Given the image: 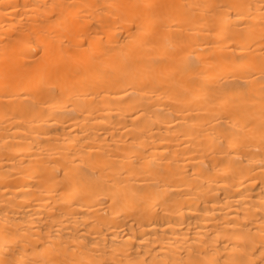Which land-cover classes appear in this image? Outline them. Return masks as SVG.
Returning <instances> with one entry per match:
<instances>
[{"label": "bare ground", "instance_id": "1", "mask_svg": "<svg viewBox=\"0 0 264 264\" xmlns=\"http://www.w3.org/2000/svg\"><path fill=\"white\" fill-rule=\"evenodd\" d=\"M0 264H264V0H0Z\"/></svg>", "mask_w": 264, "mask_h": 264}]
</instances>
